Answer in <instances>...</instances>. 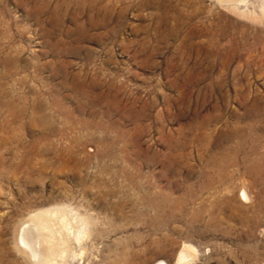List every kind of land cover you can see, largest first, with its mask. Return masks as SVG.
I'll list each match as a JSON object with an SVG mask.
<instances>
[{"label":"rangeland","instance_id":"obj_1","mask_svg":"<svg viewBox=\"0 0 264 264\" xmlns=\"http://www.w3.org/2000/svg\"><path fill=\"white\" fill-rule=\"evenodd\" d=\"M243 1L0 0V264L67 204L79 264H264V0Z\"/></svg>","mask_w":264,"mask_h":264},{"label":"bare ground","instance_id":"obj_2","mask_svg":"<svg viewBox=\"0 0 264 264\" xmlns=\"http://www.w3.org/2000/svg\"><path fill=\"white\" fill-rule=\"evenodd\" d=\"M216 1L219 3L225 2L228 5L230 4V8L232 7L233 9L237 8L236 3L240 4V2H244L243 0ZM233 9L231 10L233 11ZM261 11L263 14L264 3L261 7ZM241 13L244 15L246 14V12L244 13L243 11H241ZM244 189L246 190V187ZM242 197L246 199L245 201H248L246 192H242ZM82 215H80L79 212L77 213L76 210L74 211L68 204L67 206L59 205L37 211L34 215L30 216V219L25 221L24 226H19L20 229L14 240L16 251L22 255L26 264H71L72 262L79 264L85 255L86 247L83 241L88 237L89 229L87 224L88 217L86 219V217ZM89 232L91 233L92 231ZM192 248L193 247L187 245L183 246L181 254L179 253V262L192 256Z\"/></svg>","mask_w":264,"mask_h":264}]
</instances>
